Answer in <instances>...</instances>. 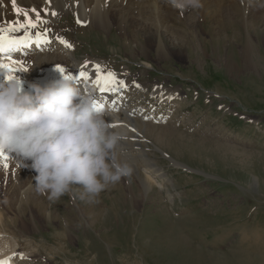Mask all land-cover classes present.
<instances>
[{
	"label": "rangeland",
	"instance_id": "rangeland-1",
	"mask_svg": "<svg viewBox=\"0 0 264 264\" xmlns=\"http://www.w3.org/2000/svg\"><path fill=\"white\" fill-rule=\"evenodd\" d=\"M231 1L201 0L203 7L181 11L165 0H156L169 22L165 42L170 50L162 55L153 50L142 58L131 53L135 44L125 43L117 27H98L72 12L51 20L52 24L50 18L41 16L45 21L41 27L58 28L77 45L79 57L90 53L102 60L107 71L131 73L139 80L178 88L180 95L165 109L166 119L150 122L153 127L159 125L155 128L160 132L163 126L172 128V133L165 136L164 147L151 136L149 145L181 194L172 201L156 185L150 192L143 191L144 195L136 186L138 197L105 190L96 202H88L79 199L80 191L73 186L53 203L47 194L35 192V171L20 168L15 153L3 152L0 254L14 248L10 254L14 264H148L136 253V241L155 236L161 227L177 225L189 227L197 237L187 239L199 249L217 253L212 250L214 245L230 243L228 247L245 246L248 254L264 260V0H240L233 19L229 17ZM151 10L146 17H153ZM174 114H179L177 122L171 119ZM155 144L191 168L172 166ZM184 148L193 152L186 154ZM131 177L135 183L133 170ZM144 205L153 208L144 213ZM157 209L160 214L155 213ZM207 209L208 218L224 214V224L212 227L211 232L233 224L230 231L217 234L222 239L214 240L206 233L208 228L203 229L205 234L192 227L190 217ZM69 214L75 215L74 222ZM95 222L99 227L94 229ZM149 229L155 230L151 234ZM251 247L256 251L250 252Z\"/></svg>",
	"mask_w": 264,
	"mask_h": 264
},
{
	"label": "bare ground",
	"instance_id": "bare-ground-1",
	"mask_svg": "<svg viewBox=\"0 0 264 264\" xmlns=\"http://www.w3.org/2000/svg\"><path fill=\"white\" fill-rule=\"evenodd\" d=\"M231 2L233 9L231 10V15L229 17L233 19L234 17L232 16L238 14L237 10L238 7L240 8L239 2L241 1L232 0ZM16 6L27 10L30 13L31 9H37L41 16H47L50 18L48 19L50 24H52L51 20L57 19L65 13L72 12L80 20L90 22L92 24L95 23L98 27H117L120 30L125 43H128V45L129 43L135 44V46L131 48V53L141 58L146 54L149 55L148 53L153 50L157 51L159 55H162L163 52L170 50V47L167 48L165 42V32L166 28L169 27V22L165 19L163 14H161V10L158 8L159 6H157L156 0H16ZM150 9L153 11L152 18L146 17L148 12L151 15ZM171 10L172 9L169 11ZM53 12H55L56 15H52ZM32 15L34 18V14ZM144 18H148L147 23L144 22ZM16 19L22 20L23 17H17L12 5V0H0V26L7 27ZM162 28H165V30H162ZM57 29L58 28H55L54 26L44 29L41 25H39L37 29L31 30L32 40L27 46H22L11 54L0 53V64H8L11 60H15L17 62L11 65V67L16 69V71H9V69L0 68V82L8 79L9 76L20 77L24 82V89L29 91L34 97L35 93L30 88V84L36 83L41 86H45L49 82L59 79L61 72L57 69L58 66L65 69V72L63 73L65 75L78 77L81 69L87 71L89 73L88 80L79 78L74 79L73 82L77 85L82 94L94 97L97 104L102 105L105 119L110 128L114 131L123 133L122 139L118 144L116 151L122 160L129 163L132 170L135 171L137 175V178L135 179L137 185L135 184L136 182L134 183L131 181V176L127 178L130 179V183L124 177L114 186L110 185L108 187L117 188V192L108 189H106V191L108 193H118L121 196L128 198L129 193L138 197V192L135 193L134 187L137 186V191L139 190L142 194L143 191H152L156 185L157 188L164 191L163 194L167 195V199L175 201L176 196L181 193L178 188H176L174 177L169 175L170 172L164 170L165 168L163 164L165 163L159 162V154L149 145L150 142H152L149 139V136H151L154 141L163 145L162 147L165 146V136H168V131L173 129H167L162 126V132H160L155 128L156 126H160L155 125L153 127L150 122L153 119L157 122H161L166 119L167 113L165 112V109L169 106L172 107L176 98L180 95L178 88L164 87L156 82L151 83L146 80H139L132 77L131 73L107 71L102 64V60L94 57L90 53L84 55L83 57H79L77 55V51L75 50L77 45L74 44V42L63 32L60 30L58 31ZM45 30L47 31L45 32ZM37 33L46 36L47 43H36ZM23 34L24 30H21L18 33H9V35L17 37L23 36ZM60 38L66 41L67 44H70L71 47L61 43ZM97 64L101 66V70L104 74H107L108 72L115 73L116 79L118 81H123L125 87L120 88L116 92H101L99 90V86L94 83L96 74L93 66ZM85 65H87V67H85ZM174 115L175 116L171 117V119L173 118V120L177 122L179 120V114ZM155 131L160 133H155ZM150 132L153 133L150 134ZM155 149L159 150L164 156L170 158L172 166H182L188 169L191 168L190 166L179 162L177 159L170 156L168 153L163 151L162 148L156 146ZM184 150L186 151V154L193 152L191 149L184 148ZM256 183L257 185L259 183L262 187V183L260 181H256L255 184ZM25 184L26 183L23 185ZM76 188L78 191H82L79 186H76ZM153 196L155 197L154 194ZM156 201L157 200H153L154 203H156ZM152 208L153 207L151 205H144L143 212H149ZM208 210L209 209L197 212L195 216L192 218L190 217V219L193 220L192 227L195 225V228H201L202 230L208 228L209 231L206 233L215 237L214 240L218 238L222 239V236H217V234L223 230L230 231L232 228L230 226H233V224L231 223L232 225L228 226L221 225L222 229L216 231L215 233L211 232L210 229L212 227H219L220 224H224V218H222L224 214H217L216 216H210L208 218ZM155 213L160 214L159 209H157ZM69 218L74 222V218L76 217L74 214H69ZM155 218L156 217H154V219ZM206 220L213 223H209ZM197 225L200 227H197ZM92 227L94 229L98 228L99 223H93ZM170 227L172 226L161 227L159 232H157L158 228L156 227L157 233L156 235L154 234L155 236H151V238L149 237V234L148 239L140 240L141 242L136 241V244H134L136 247V253L138 252V254L141 255V258L145 263L264 264V260H260L259 257L251 255L252 253L248 254L246 249H244L245 246L234 248L229 245L228 247V244L230 243L225 244V246L223 243L221 245H214L212 250L217 251V253L199 249L188 240L192 238V235L197 237L193 232L190 233L188 231L189 229L187 228L189 227L184 229L181 228L182 226L177 227V225L174 228ZM155 229H153V231ZM204 230L202 232H204ZM213 230L214 229H212V231ZM153 231L151 230V232ZM103 237L107 236L103 235ZM90 238L94 241V237L92 235H90ZM200 241L202 242V240ZM117 242L115 243L117 244ZM198 245L203 246L202 244ZM254 247H251L249 251H256ZM231 249H234L237 252H231ZM13 252L14 248L10 251H6V253H1L0 261H6V264H14L15 257L10 255Z\"/></svg>",
	"mask_w": 264,
	"mask_h": 264
},
{
	"label": "clouds",
	"instance_id": "clouds-1",
	"mask_svg": "<svg viewBox=\"0 0 264 264\" xmlns=\"http://www.w3.org/2000/svg\"><path fill=\"white\" fill-rule=\"evenodd\" d=\"M165 2L181 11L202 7L201 0ZM30 88L34 97L20 77L0 82V151L15 153L20 168L35 171L36 193L55 203L79 186L80 200L96 202L110 185L131 176V166L116 151L123 133L110 128L94 97L63 73Z\"/></svg>",
	"mask_w": 264,
	"mask_h": 264
},
{
	"label": "snow or ice",
	"instance_id": "snow-or-ice-1",
	"mask_svg": "<svg viewBox=\"0 0 264 264\" xmlns=\"http://www.w3.org/2000/svg\"><path fill=\"white\" fill-rule=\"evenodd\" d=\"M12 5L14 8V11L17 15V17H23V19H16L13 22H11L7 27L0 26V53L5 54H11L12 52L18 50L22 46H27L29 42L32 40V34L31 30L37 29L41 23H44L45 21L42 20L40 12L33 8L31 9V13L27 10H24L20 7L16 6V0H12ZM35 18H33V15ZM52 15H56L55 12L52 13ZM21 30H24L23 36L17 37V36H11L9 33H18ZM47 30H45L46 32ZM61 43L66 44V46L71 47L70 44H67L66 41H64L62 38ZM36 43H47L46 36L41 35L40 33L36 34ZM17 63L15 60H11L8 64H0V68H6L9 69V71H16V69H13L11 67L12 64ZM87 67V65H85ZM95 69V80L94 83L99 86V90L101 92H116L120 88L125 87L123 81H118L116 79L115 73L108 72L107 74H104L101 70L100 65H94ZM57 69L64 73L65 69L63 67H57ZM71 79H79L83 78L84 80L89 79V73L83 69L79 71L78 77L73 75H68ZM13 78L12 76H9L8 79ZM99 108H102V105H98ZM0 155H3V151H0ZM6 158V157H5ZM7 166V165H5ZM0 264H6V261H0Z\"/></svg>",
	"mask_w": 264,
	"mask_h": 264
}]
</instances>
